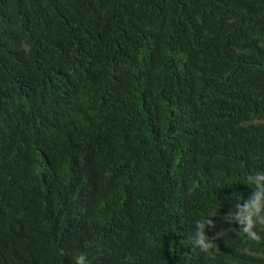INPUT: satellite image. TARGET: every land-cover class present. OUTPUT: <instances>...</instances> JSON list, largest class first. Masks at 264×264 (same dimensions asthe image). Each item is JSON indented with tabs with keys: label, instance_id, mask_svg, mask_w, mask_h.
I'll return each mask as SVG.
<instances>
[{
	"label": "trees",
	"instance_id": "trees-1",
	"mask_svg": "<svg viewBox=\"0 0 264 264\" xmlns=\"http://www.w3.org/2000/svg\"><path fill=\"white\" fill-rule=\"evenodd\" d=\"M257 172L264 0H0V264H264Z\"/></svg>",
	"mask_w": 264,
	"mask_h": 264
},
{
	"label": "clouds",
	"instance_id": "clouds-1",
	"mask_svg": "<svg viewBox=\"0 0 264 264\" xmlns=\"http://www.w3.org/2000/svg\"><path fill=\"white\" fill-rule=\"evenodd\" d=\"M248 181L254 185L255 195L243 202L236 201L231 210L221 219L229 224H239L240 232L247 236L250 241H260L261 235L257 228L264 230V172L249 175ZM213 213L211 217L216 216ZM216 224L212 219L201 218L195 222L193 243L203 252H209L218 246L215 240L225 237L226 229H221L215 236L209 237L206 229H215ZM76 264H87L86 257L82 254L76 257Z\"/></svg>",
	"mask_w": 264,
	"mask_h": 264
}]
</instances>
